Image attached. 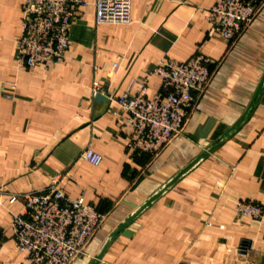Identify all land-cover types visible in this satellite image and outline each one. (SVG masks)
<instances>
[{"label": "crops", "instance_id": "1", "mask_svg": "<svg viewBox=\"0 0 264 264\" xmlns=\"http://www.w3.org/2000/svg\"><path fill=\"white\" fill-rule=\"evenodd\" d=\"M23 1L0 0V188L40 192L61 175L67 196H84L106 216L74 262L92 264L121 223L247 113L264 79V3L228 42L205 19L216 0H132L127 26L96 25L94 0H87L70 27L67 61L28 71L16 63ZM197 54L210 59L212 78L182 134L158 156L134 155L129 115L109 96L146 79L151 98L161 62ZM94 82L110 95L93 96ZM87 148L103 157L99 166L83 160ZM238 201L264 205V86L224 143L148 207L99 264H264V216L238 217ZM21 210L0 206L1 264H29L12 228L11 214ZM242 240L254 242L247 261L237 255Z\"/></svg>", "mask_w": 264, "mask_h": 264}, {"label": "built area", "instance_id": "2", "mask_svg": "<svg viewBox=\"0 0 264 264\" xmlns=\"http://www.w3.org/2000/svg\"><path fill=\"white\" fill-rule=\"evenodd\" d=\"M264 0H216L206 12L210 32L228 42L238 39L252 23ZM132 0H94L96 25H130ZM87 0H24L22 34L16 43L20 69L42 66L50 70L64 64L70 51V27L76 15L87 8ZM210 59L197 54L186 62L165 60L154 70L161 79L158 92L147 97V80H133L126 92L113 98L97 82L93 96L106 95L128 113L131 138L127 148L136 156H158L183 132L186 122L212 78ZM114 64L112 72L117 69ZM2 82L0 81V87ZM15 89L16 85L11 84ZM83 160L99 166L103 157L91 148ZM61 175L40 192L10 193L0 188L5 204H21L12 213L16 250L29 264H74L102 227L106 216L87 203L84 196L72 198L60 187ZM238 217L262 220L264 205L238 201ZM254 253V242L242 240L237 255L245 261ZM1 264V263H0Z\"/></svg>", "mask_w": 264, "mask_h": 264}, {"label": "water", "instance_id": "3", "mask_svg": "<svg viewBox=\"0 0 264 264\" xmlns=\"http://www.w3.org/2000/svg\"><path fill=\"white\" fill-rule=\"evenodd\" d=\"M264 86V79L262 80L260 86L258 87V90L247 110V113L254 105V102L256 101L258 95L260 94L262 88ZM247 113L245 116L240 120V122L234 126L227 134L223 136L222 139L214 143L210 148H208L206 151H204L202 154H200L193 162H191L185 169H183L177 176H175L160 192L152 196L143 206H141L132 216H130L128 219H126L123 223H121L115 231H113L110 234V238L108 242L103 247L100 254L94 257L92 264H99V262L102 260L104 253L109 248V246L121 235L126 233L128 228L131 226V224L148 208L150 207L154 202H156L168 189H170L172 186H174L183 176H185L188 172H190L197 164H199L202 160L206 159L208 156H210L219 146H221L226 137L234 131L245 119Z\"/></svg>", "mask_w": 264, "mask_h": 264}]
</instances>
